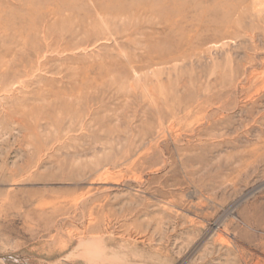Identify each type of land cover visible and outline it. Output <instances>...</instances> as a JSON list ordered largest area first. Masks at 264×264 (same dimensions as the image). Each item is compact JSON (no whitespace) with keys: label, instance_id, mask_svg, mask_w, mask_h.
<instances>
[{"label":"rangeland","instance_id":"rangeland-1","mask_svg":"<svg viewBox=\"0 0 264 264\" xmlns=\"http://www.w3.org/2000/svg\"><path fill=\"white\" fill-rule=\"evenodd\" d=\"M98 1L0 0V264H264V0Z\"/></svg>","mask_w":264,"mask_h":264},{"label":"bare ground","instance_id":"bare-ground-1","mask_svg":"<svg viewBox=\"0 0 264 264\" xmlns=\"http://www.w3.org/2000/svg\"><path fill=\"white\" fill-rule=\"evenodd\" d=\"M94 1H95V0H94ZM97 1H98V0H96V2H97ZM101 1H102V0H100V2H99V1H98V2L101 3ZM103 1H104V0H103ZM107 1H109V0H107ZM110 1H112V0H110ZM138 1H139V0H138ZM182 1H183V0H182ZM91 2H92V1H91ZM93 3H94V2H93ZM195 3H196V2H195ZM109 4L111 5V2H110ZM131 5L133 6V4H131ZM102 6H104V5H102ZM105 6H107V5H105ZM105 6H104V11L108 10L107 8L109 7V5L107 6V8H106ZM124 6H125V8L127 7V5H124ZM66 7H67V6H66ZM68 7H69V6H68ZM70 7H71V5H70ZM100 7H101V6H100ZM116 7L118 8L117 3H116ZM116 7H115L114 4H113L111 8H113V10H114ZM128 7H130V6H128ZM133 7H134V6H133ZM203 7H204V6H203ZM102 8H103V7H102ZM105 8H106V10H105ZM119 8H120V7H119ZM119 8H118V9H119ZM197 8H198V7H197ZM130 9H131V8H130ZM213 9H214V8H213ZM95 10H96V9H95ZM100 10H102V9H100ZM111 10H112V9H111ZM119 10H120V9H119ZM125 10H126V9H125ZM125 10H124V11H125ZM127 10H129V9H127ZM72 11H73V10H72ZM96 11H97V10H96ZM104 11L102 10V12H104ZM106 12H107V11H106ZM139 12H140V11H139ZM141 12H142V11H141ZM163 12H164V11H163ZM108 13H109V10H108ZM121 13H122V12H121ZM125 13H128V14H129V12H126V11H125ZM105 14H107V13H105ZM116 14H117V12H116ZM116 14H115V16H116ZM132 14H133V13H132ZM102 15H103V14H101V16H102ZM108 15H109V14H108ZM110 15L113 16V14H110ZM97 16H98V15H97ZM101 16L99 15V17H101ZM106 16H107V15H106ZM122 16H123V15H122ZM122 16H121V14H120L121 20L123 19ZM116 17H117V16H116ZM123 17L125 18V16H123ZM157 17H158V16H157ZM162 17H164V16H162ZM101 18H102V17H101ZM103 18H104V16H103ZM105 19H106V17H105ZM195 19H196V18H195ZM126 20H127V19H126ZM127 22H130V21L127 20ZM98 23H100V22H98ZM137 25H138V24H137ZM210 25H211V24H210ZM134 26H135V25H134ZM167 26H168V25H167ZM173 26H174V25H173ZM188 26L191 27V25H188ZM228 26H229V25H228ZM135 27H136V26H135ZM168 27H169V26H168ZM180 28H182V27L180 26ZM165 29H167V28L165 27ZM175 29H176V30L178 29V25H177V28H175ZM175 29H174V30H175ZM185 29H186V28H183L184 31H186ZM139 30H140V29H139ZM176 30H175V31H172V32H175V33H176ZM180 30H181V29H180ZM229 30H230V29H229ZM163 31H164V30H163ZM184 31H183V32H184ZM127 32H128V31H127ZM179 32H180V31H179ZM167 33H170V34H171L170 31H167ZM216 33H217V32H216ZM182 34H183V33H182ZM209 34H210V33H209ZM158 35H159V34H158ZM162 35H163V34H162ZM173 35H174V34H173ZM173 35H172V36H173ZM178 35L180 36V34H178ZM184 35H185V34H184ZM186 35H187V34H186ZM163 36H165V35H163ZM176 36H177V35H176ZM176 36H175V38H176ZM179 36H178V37H179ZM207 36H208V35H207ZM218 36H219V35H218ZM165 37H166V36H165ZM173 37H174V36H173ZM185 37H186V36H185ZM189 37H190V36H189ZM46 38H47V37H46ZM168 38H170V36L168 37V35H167V40H169ZM171 38H172V37H171ZM182 38H183V37H182ZM182 38H181V39H182ZM226 38H227V37H226ZM234 38H235V37H234ZM177 39H178V38H177ZM184 39H185V38H184ZM221 39H222V38H221ZM251 39H252V38H251ZM167 40H166V41H167ZM171 41H172V40H171ZM180 41H182V40H180ZM164 42H165V41H164ZM183 42L185 43V40H184ZM49 43H50V42H49ZM177 43H179V42L177 41ZM51 44H52V42H51ZM181 44H182V43H181ZM213 44H214V43H213ZM47 45H48V44H47ZM179 45H180V44H179ZM217 45H218V44H217ZM50 46H51V45H50ZM172 46H173V43H172ZM177 46H178V45H177ZM48 47H49V45H48ZM202 47H204V46H202ZM186 48H187V47H186ZM213 48H214V47H213ZM177 49H178V48H177ZM215 49H216V48H215ZM206 51H207V50H206ZM181 52H182V51H181ZM172 56H173V55H172ZM175 56H176V55H175ZM169 57H170V56H169ZM183 57H184V56H183ZM184 58H185V57H184ZM196 58H197V57H196ZM161 60H162V59H161ZM161 60H160V61H161ZM152 62H153V61H152ZM158 63H159V62H158ZM260 64H262V62H260ZM165 65H166V64H165ZM163 66H164V65H163ZM252 67H253V66H252ZM254 67H255V66H254ZM246 72H247V71H246ZM244 73H245V72H244ZM221 107H222V106H221ZM219 108H220V107H219ZM224 108H225V107H224ZM224 108H222V109H224ZM214 109H216V107H215ZM225 109H226V108H225ZM220 110H221V109H220ZM214 112H215V111H214ZM217 112H218V111H217ZM220 112H221V111H220ZM218 113H219V112H218ZM90 115H91V114H90ZM198 115H199V114H198ZM212 115H213V114H212ZM217 115H218V114H217ZM209 122H210V121H209ZM204 123H205V122H204ZM159 126H160V131H159V132L162 133V131H163V130H162V127H161V125H159ZM175 126H176V125H175ZM140 177H141V176H140Z\"/></svg>","mask_w":264,"mask_h":264}]
</instances>
